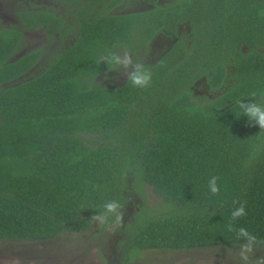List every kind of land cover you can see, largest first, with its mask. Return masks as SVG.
<instances>
[{
    "label": "trees",
    "instance_id": "1",
    "mask_svg": "<svg viewBox=\"0 0 264 264\" xmlns=\"http://www.w3.org/2000/svg\"><path fill=\"white\" fill-rule=\"evenodd\" d=\"M67 2L73 44L54 37L66 17L48 9L23 8L18 26L0 29V243L85 234L106 202L119 201L124 212L133 192L143 207L114 230L121 237L106 252L120 264L151 251L240 248L245 241L229 223L264 252V129L238 106L264 110V0ZM180 26L189 30L188 48L147 63L151 41ZM39 28L46 42L21 52L23 30ZM125 52L134 63L125 80L99 81L125 68L109 71L104 58ZM138 64L152 75L146 89L129 80L143 70ZM202 77L206 94L190 88ZM146 187L159 209H146ZM241 203L246 215L233 220ZM254 260L264 257L243 261Z\"/></svg>",
    "mask_w": 264,
    "mask_h": 264
},
{
    "label": "rangeland",
    "instance_id": "2",
    "mask_svg": "<svg viewBox=\"0 0 264 264\" xmlns=\"http://www.w3.org/2000/svg\"><path fill=\"white\" fill-rule=\"evenodd\" d=\"M3 28V27H2ZM44 32L39 30L30 31L23 39L22 46L19 47L22 52L25 50L38 48L44 42ZM153 54L156 57L157 48L161 46L154 44ZM20 53V52H19ZM17 54H13V59ZM149 55V54H148ZM153 60V59H152ZM151 60V61H152ZM131 66V67H130ZM127 67L126 70L119 72V77L104 74L99 76V81L111 82L113 84L121 83L126 76L132 71L134 63ZM200 87H197L199 89ZM126 210L123 212V227L133 223L136 214L143 207L142 200L133 192H128ZM146 209L152 211L159 209L162 205L160 198L154 193L151 187L145 189ZM163 208V207H162ZM138 212V213H137ZM101 227L96 223L85 234L68 236V239L50 243H0V264H112L114 260L118 264L121 257L117 259L106 256L108 247L116 245L118 235L116 231L108 232L104 238L96 234ZM240 248L233 249H209L204 251H186L180 253L151 251L141 255L138 264H245L240 258ZM263 256L264 252L254 248L253 253L249 255L250 260L254 256ZM111 260V261H110ZM115 262V261H114ZM249 264H264L263 260L251 261Z\"/></svg>",
    "mask_w": 264,
    "mask_h": 264
},
{
    "label": "flooded vegetation",
    "instance_id": "3",
    "mask_svg": "<svg viewBox=\"0 0 264 264\" xmlns=\"http://www.w3.org/2000/svg\"><path fill=\"white\" fill-rule=\"evenodd\" d=\"M163 1L164 0H161V2ZM143 4L144 3L142 1L134 2V5H138L139 7H141L140 5H143ZM35 7L38 8L39 10L48 9L49 11H55L56 15H60L62 18L66 17L64 18L65 22L67 23V25L65 26V29L64 30L60 29L59 31L60 33L55 34L54 37L56 38L58 34H61V35H64L63 40L66 43L73 44L76 41L75 38H76L77 32L74 30V29H77L76 27L77 25L74 23V21L76 20V16L72 15V12L74 10L71 9L72 8L71 3H68L67 0H0V29H2V27L8 28V27L18 26L20 24V13H22L23 8L35 9ZM119 9H122L121 6H118L116 8V10H119ZM116 13H123V11H116ZM39 29L23 30V33H22L23 39L25 38V36H27V33H29L30 31L39 30ZM188 33H189L188 29L184 30V28L180 26L177 30L176 35L174 36H163V35L156 36L151 41L150 49L152 47H155L154 44L161 46L163 49H159V47H156L157 48L156 57L154 56L155 54H153V50L155 48L151 49L147 57V63L159 64L161 62V59L164 57V55L168 51H170L174 46L181 47L182 49L184 47L185 49H187L189 46ZM43 40L44 42H46V35L43 36ZM246 49L247 47L243 45L244 53L247 51ZM26 51L28 50H25V52ZM184 51L185 50H183L182 53H184ZM185 53H189V52L186 51ZM229 60L232 61V59H229ZM126 69L127 68H123L121 71H124ZM117 77H119V74L117 75ZM225 78L228 80L229 75H226ZM197 87H200V88L197 89ZM190 88L194 92L196 90L198 94H206L208 92V88L205 82V77H202L198 81L192 83Z\"/></svg>",
    "mask_w": 264,
    "mask_h": 264
},
{
    "label": "clouds",
    "instance_id": "4",
    "mask_svg": "<svg viewBox=\"0 0 264 264\" xmlns=\"http://www.w3.org/2000/svg\"><path fill=\"white\" fill-rule=\"evenodd\" d=\"M264 14V13H262ZM108 61L109 64V71L113 70L112 65H122L123 67L127 68L132 65V60L129 56L128 52H125L124 57L121 58L119 55L113 53L110 58H104ZM138 69H143L142 65H137ZM129 80L133 87L146 89L152 83V75L151 72L147 69L138 70L134 72L130 77ZM252 97H256V92H253ZM238 106L240 109L244 110V114L247 115L250 119L255 118L259 124L260 129H264V110L260 106L255 103L245 104L242 101H238ZM249 126H252L251 124ZM217 177H213V179L209 183L210 191L213 195L219 194V187L217 186ZM239 203V202H234ZM123 205L117 201L112 200L108 201L103 205V211L99 212L98 214L93 215L90 220L97 225H99L102 229L106 231H114L115 229L119 228L122 225L123 220ZM246 215L245 207L241 203L238 208H234L232 211V219L237 220L242 216ZM110 217H114V220L110 221ZM228 231H236L237 232V239H243L245 242L240 247V258L245 262L248 261L249 255L254 251V245L256 243V238L251 235L247 229L239 228L234 229L233 225L229 223Z\"/></svg>",
    "mask_w": 264,
    "mask_h": 264
}]
</instances>
